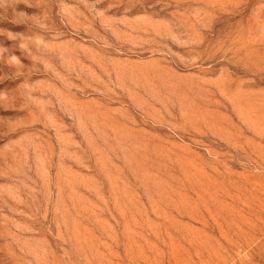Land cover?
Wrapping results in <instances>:
<instances>
[{"label":"rangeland","instance_id":"obj_1","mask_svg":"<svg viewBox=\"0 0 264 264\" xmlns=\"http://www.w3.org/2000/svg\"><path fill=\"white\" fill-rule=\"evenodd\" d=\"M0 264H264V0H0Z\"/></svg>","mask_w":264,"mask_h":264}]
</instances>
